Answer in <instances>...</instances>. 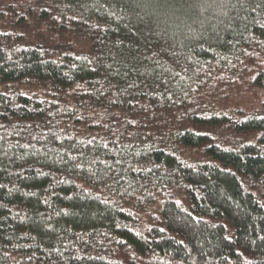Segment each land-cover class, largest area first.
I'll return each instance as SVG.
<instances>
[{
  "label": "trees",
  "instance_id": "obj_1",
  "mask_svg": "<svg viewBox=\"0 0 264 264\" xmlns=\"http://www.w3.org/2000/svg\"><path fill=\"white\" fill-rule=\"evenodd\" d=\"M0 264H264V0H0Z\"/></svg>",
  "mask_w": 264,
  "mask_h": 264
}]
</instances>
